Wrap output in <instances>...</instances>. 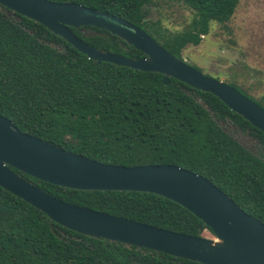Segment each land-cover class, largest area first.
Instances as JSON below:
<instances>
[{"label": "trees", "instance_id": "obj_1", "mask_svg": "<svg viewBox=\"0 0 264 264\" xmlns=\"http://www.w3.org/2000/svg\"><path fill=\"white\" fill-rule=\"evenodd\" d=\"M51 1L77 2L126 19L180 59L182 49L198 45L212 22L227 28L239 2L170 0L192 12L182 28L171 29L151 18L154 0ZM70 29L97 49L134 59L144 55L106 29ZM229 84L264 108V95L255 98L235 82ZM0 114L24 133L98 162L189 169L264 223V133L259 128L212 93L173 77L163 84L159 72L95 63L43 24L1 4ZM230 126L255 140L258 150L243 145ZM11 169L79 206L189 235H213L187 208L155 193L73 189ZM0 264L205 263L78 233L0 186Z\"/></svg>", "mask_w": 264, "mask_h": 264}, {"label": "water", "instance_id": "obj_2", "mask_svg": "<svg viewBox=\"0 0 264 264\" xmlns=\"http://www.w3.org/2000/svg\"><path fill=\"white\" fill-rule=\"evenodd\" d=\"M9 10L31 18L60 35L89 59L106 61L173 77L210 92L264 133V108L236 87L189 65L162 47L138 25L77 2L0 0ZM103 28L144 55L129 58L97 49L71 29ZM14 167L43 181L80 190H133L171 199L200 218L213 237L171 231L79 206L54 197L14 172ZM0 186L31 204L51 220L78 233L135 245L205 264H264V223L240 209L206 177L175 164L126 166L102 163L69 152L20 131L0 114Z\"/></svg>", "mask_w": 264, "mask_h": 264}, {"label": "rangeland", "instance_id": "obj_3", "mask_svg": "<svg viewBox=\"0 0 264 264\" xmlns=\"http://www.w3.org/2000/svg\"><path fill=\"white\" fill-rule=\"evenodd\" d=\"M150 16L160 18L171 29L182 28L191 17L185 5L170 0H154ZM181 57L208 76L226 83L235 82L248 94L264 95V0H239L227 28L212 22L208 34L194 45H186ZM229 131L252 151L258 145L248 135L230 126ZM204 235H213L205 231Z\"/></svg>", "mask_w": 264, "mask_h": 264}]
</instances>
